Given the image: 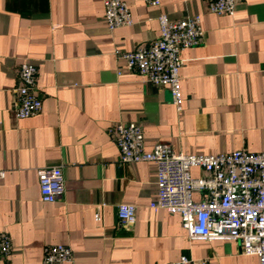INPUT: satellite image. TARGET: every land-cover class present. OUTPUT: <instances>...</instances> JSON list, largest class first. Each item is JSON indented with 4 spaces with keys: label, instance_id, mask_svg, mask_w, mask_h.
<instances>
[{
    "label": "crops",
    "instance_id": "0c3cea01",
    "mask_svg": "<svg viewBox=\"0 0 264 264\" xmlns=\"http://www.w3.org/2000/svg\"><path fill=\"white\" fill-rule=\"evenodd\" d=\"M104 1L0 0V233L12 241L0 264H43L46 246L57 244L71 248L73 264H169L182 256L260 264L240 242L190 239L179 214L153 210L155 164L123 163L110 130L140 124L147 151L167 143L183 155L264 152V0H236L233 15L208 11L205 0H123L134 23L113 31ZM161 14L200 15L205 32L202 45L181 54V112L167 87L127 71L116 54L158 39ZM25 61L37 67L42 111L18 119ZM50 166H61L66 182L54 203L42 200L38 176ZM191 174L206 176L199 167ZM121 204L137 207L133 226L120 225Z\"/></svg>",
    "mask_w": 264,
    "mask_h": 264
},
{
    "label": "built area",
    "instance_id": "2783aa9c",
    "mask_svg": "<svg viewBox=\"0 0 264 264\" xmlns=\"http://www.w3.org/2000/svg\"><path fill=\"white\" fill-rule=\"evenodd\" d=\"M159 7L161 0H144ZM208 11L233 15L236 0H205ZM105 20L110 31L131 26L134 21L123 0H105ZM160 36L148 45L130 53L116 51L126 61V70L140 75L157 87H167L178 112L184 107L180 70L181 54L204 43L201 16L194 15L172 21L159 16ZM37 67L31 61L21 64L20 86L16 89L15 114L18 119L36 116L42 111L37 94ZM122 72H119L121 75ZM123 163L153 162L157 173V195L150 207L179 214L182 225L193 240L238 241L244 255L256 256L264 264V152L235 151L220 155L175 154L167 143L155 144L146 150L145 135L138 123H119L110 130ZM202 168L206 176L193 178L192 168ZM3 176L4 173L2 172ZM42 200L54 203L66 190L63 168L50 166L38 170ZM204 198L195 201L194 194ZM137 207L121 204L118 217L121 226L136 223ZM96 219L101 220L100 215ZM12 253V241L0 233V259ZM70 247L48 245L43 264H73ZM169 264H210L208 259L182 256Z\"/></svg>",
    "mask_w": 264,
    "mask_h": 264
}]
</instances>
